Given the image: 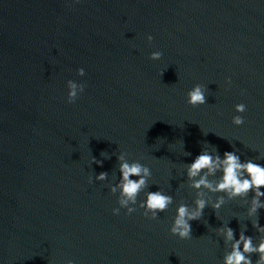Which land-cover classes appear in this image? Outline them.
Returning <instances> with one entry per match:
<instances>
[{
	"label": "water",
	"instance_id": "95a60500",
	"mask_svg": "<svg viewBox=\"0 0 264 264\" xmlns=\"http://www.w3.org/2000/svg\"><path fill=\"white\" fill-rule=\"evenodd\" d=\"M68 80L85 84L73 104ZM197 84L207 101L192 108ZM202 149L264 165V0H0V264H221L217 228L258 239L247 200L205 208L189 240L168 233L195 198L184 169ZM120 151L172 196L157 220L112 215Z\"/></svg>",
	"mask_w": 264,
	"mask_h": 264
},
{
	"label": "clouds",
	"instance_id": "9594fccd",
	"mask_svg": "<svg viewBox=\"0 0 264 264\" xmlns=\"http://www.w3.org/2000/svg\"><path fill=\"white\" fill-rule=\"evenodd\" d=\"M79 2L80 0H71L73 5ZM152 40L151 35L146 37L149 44ZM162 55V52L155 51L148 56V59L159 61ZM84 75L83 68L76 70L77 77ZM224 83L230 86L231 80L226 79ZM65 87L67 89L65 102L73 104L83 93L85 84L68 80ZM205 93L206 90L202 85H194L185 94L186 104L192 108L206 104L207 96ZM243 94L241 92V95ZM246 110V105L243 103L234 106L233 111L237 115L232 117L233 126L239 127L245 123L242 114ZM128 155L126 151H120L116 155L118 164L116 171L119 173V178L114 185L108 184L109 194L116 197L117 204V207L112 209V215L117 216L121 210H124V215L128 216L142 210L140 214L143 217L155 221L173 204V198L159 188L157 191H149L150 168L138 160H129ZM101 156H104V152L101 153ZM104 158L108 159L109 157ZM258 159H264V156H260ZM92 164L99 165L101 161L92 158L89 161V166ZM184 174L195 198L191 205L184 202L177 205L174 218L168 228L169 235L181 241L189 240L192 238L190 222L200 221L205 208H210L216 216L221 207L225 205V198L228 201L247 200L246 214L250 218L251 226L256 231L258 239L254 242L252 236L244 234V230L236 238L232 228L227 226L217 228L216 235L223 237L225 245H230V249L223 256L221 264H264V227L259 226L257 215L258 210L264 209V203L261 202V197H264V165L254 162L252 159L241 162L240 156L235 151L224 152L223 159H221L216 150L214 153H210L206 149H202L190 164L185 165ZM210 177L215 179H209ZM94 178L96 182L103 183L108 179V173L101 172ZM113 179L116 178L113 177ZM88 182L90 184L93 182L92 177H89ZM202 190L221 195L216 196L215 202H210L203 198L205 191ZM142 193L144 198L142 202L137 203V198ZM250 193L251 199L249 200ZM253 217L255 219H251ZM253 255L257 257L255 261L252 260ZM68 264H72V261H68Z\"/></svg>",
	"mask_w": 264,
	"mask_h": 264
}]
</instances>
